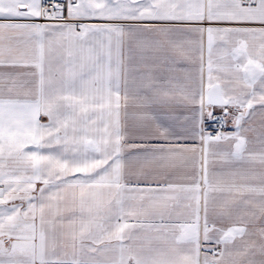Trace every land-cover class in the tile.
I'll use <instances>...</instances> for the list:
<instances>
[{"label": "snow or ice", "instance_id": "6c2138e0", "mask_svg": "<svg viewBox=\"0 0 264 264\" xmlns=\"http://www.w3.org/2000/svg\"><path fill=\"white\" fill-rule=\"evenodd\" d=\"M0 264H264V0H0Z\"/></svg>", "mask_w": 264, "mask_h": 264}]
</instances>
